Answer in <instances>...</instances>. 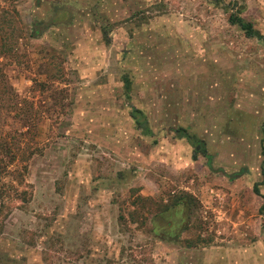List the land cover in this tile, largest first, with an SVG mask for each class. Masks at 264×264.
I'll list each match as a JSON object with an SVG mask.
<instances>
[{
  "label": "rangeland",
  "instance_id": "obj_1",
  "mask_svg": "<svg viewBox=\"0 0 264 264\" xmlns=\"http://www.w3.org/2000/svg\"><path fill=\"white\" fill-rule=\"evenodd\" d=\"M237 2L264 35V0ZM58 3L72 21L26 39L25 62L9 70L24 93L58 55L68 106L42 116L25 176L31 198L4 221L0 264H264L253 191L259 183L264 194V39L246 37L210 0H0V11L15 6L28 28ZM47 94L36 103L50 105ZM180 127L205 142L215 171L197 141L175 136Z\"/></svg>",
  "mask_w": 264,
  "mask_h": 264
},
{
  "label": "trees",
  "instance_id": "obj_2",
  "mask_svg": "<svg viewBox=\"0 0 264 264\" xmlns=\"http://www.w3.org/2000/svg\"><path fill=\"white\" fill-rule=\"evenodd\" d=\"M227 11V20L231 25L237 26L246 37L264 39V35L254 27L252 21L241 16L243 7H237V0H210ZM59 13H64L65 18H57ZM72 12L67 7L53 5V12L45 19L33 20L29 27L23 24L20 14L15 8H3L0 11V235L4 221L10 212L16 208H23L31 198V191L27 188L31 185L26 182V174L30 160L37 149L34 140L39 133L40 122L44 113H64L67 109L68 90L61 86L65 80L63 63L56 54H50L41 64L39 74L42 78H31V84L24 93H20L14 87L9 70L20 66L24 60L20 58L23 54L22 48L26 45V39L40 38L42 34L53 25L69 24L72 20ZM64 18V19H63ZM145 17L139 18V20ZM59 19V20H57ZM63 19V20H62ZM136 19V23L139 21ZM104 41L109 45L111 38L104 30ZM57 84V85H56ZM125 95L129 100L130 81L125 77ZM48 93L50 105L36 103V94ZM130 116L134 120L137 129L144 135H152L148 119L143 110L129 105ZM264 135V121L262 124ZM177 137H186L189 141L193 136L186 133L185 129L174 130ZM261 153L263 155L261 169L264 173V140L262 141ZM211 156H208L207 165L211 168ZM235 173L231 176L234 179L238 176ZM255 194L259 195L263 202L259 206L260 214H264V194L259 190V183L253 186ZM180 198L192 199V195L183 192ZM154 210H163L167 205L158 202L150 203ZM164 207V208H163ZM132 216L135 212H131ZM136 218L132 217L131 221ZM142 219L141 222H143ZM262 229L264 231V217L262 218ZM264 242V235L262 237ZM187 245L192 242L186 241Z\"/></svg>",
  "mask_w": 264,
  "mask_h": 264
},
{
  "label": "flooded vegetation",
  "instance_id": "obj_3",
  "mask_svg": "<svg viewBox=\"0 0 264 264\" xmlns=\"http://www.w3.org/2000/svg\"><path fill=\"white\" fill-rule=\"evenodd\" d=\"M148 119V118H147ZM264 121V120H263ZM148 123H149V121H148ZM262 124H263V122H262ZM262 126V125H261ZM262 128H263V126H262ZM179 129H185V128H183V127H180V128H176L175 130H179ZM185 131H186V133H187V130L185 129ZM175 133V136H176V132H174ZM263 133V132H262ZM187 134H189L190 136H193L192 134H190V133H187ZM177 137V136H176ZM178 138H185L189 143H193L194 142V140L195 141H197V143L195 144V148H194V150L196 151V152H202V154H203V156H205V158H206V166H207V168H209L208 167V165H207V162H208V156H211V160L210 161H212V155L210 154V153H208L207 152V150L205 149V145H204V143L205 142H203V140H197L196 138H195V136H193V138H192V140L191 141H189L186 137H178ZM212 167V166H211ZM210 170H212V171H215L213 168H209ZM231 176L232 175H229L228 177L230 178V179H232L231 178ZM189 205H190V203H189V201L187 200V198H183V199H181L180 200V202H179V207L181 206V208H183V209H185V210H188V208H189ZM167 210H165V209H163V210H161V212L162 213H164L165 211H168V210H173V211H175V210H177V206L176 205H170L169 207H167L166 208ZM163 214H155V215H153L152 216V218H151V221H154V220H157V217L158 218H160L161 216H162ZM180 218H181V216H179ZM165 226H168L167 228V230H162L161 232H162V235H166V236H168L169 237V239L170 238H172L173 237V230H174V225L173 224H171V225H169L168 223L165 225ZM170 226V227H169ZM164 228V227H163Z\"/></svg>",
  "mask_w": 264,
  "mask_h": 264
},
{
  "label": "crops",
  "instance_id": "obj_4",
  "mask_svg": "<svg viewBox=\"0 0 264 264\" xmlns=\"http://www.w3.org/2000/svg\"><path fill=\"white\" fill-rule=\"evenodd\" d=\"M211 166H212L211 168H213V169H214V167H213V165H212V161H211Z\"/></svg>",
  "mask_w": 264,
  "mask_h": 264
}]
</instances>
